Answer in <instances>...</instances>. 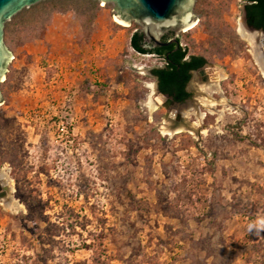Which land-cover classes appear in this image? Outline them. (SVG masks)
<instances>
[{"label":"rangeland","instance_id":"374dc122","mask_svg":"<svg viewBox=\"0 0 264 264\" xmlns=\"http://www.w3.org/2000/svg\"><path fill=\"white\" fill-rule=\"evenodd\" d=\"M246 5L198 1L180 45L207 64L173 107L206 113V72L223 79L201 132L173 136L168 108L148 106L166 63L132 48L143 27L113 4L44 0L7 22L0 175L22 209L0 197V264H264V75L238 33Z\"/></svg>","mask_w":264,"mask_h":264},{"label":"water","instance_id":"95a60500","mask_svg":"<svg viewBox=\"0 0 264 264\" xmlns=\"http://www.w3.org/2000/svg\"><path fill=\"white\" fill-rule=\"evenodd\" d=\"M44 0H0V106L4 103L1 84L4 82L8 65L13 59L12 52L5 43V28L17 14ZM104 4L114 5V18L127 26L136 23L143 27L141 33L144 48L168 47L173 43L179 44L180 34L192 28L198 21L195 8L199 0H98ZM247 22V21H246ZM248 24V23H247ZM248 27L252 30H256ZM262 32L263 30H256ZM174 36V40L164 42L165 36ZM203 68L194 71L203 73ZM171 106L177 102L162 93ZM4 193L1 194V191ZM7 188L0 186L1 197L7 196Z\"/></svg>","mask_w":264,"mask_h":264},{"label":"bare ground","instance_id":"6f19581e","mask_svg":"<svg viewBox=\"0 0 264 264\" xmlns=\"http://www.w3.org/2000/svg\"><path fill=\"white\" fill-rule=\"evenodd\" d=\"M118 23L122 26H127L120 22ZM244 23L246 22L241 21L238 33L244 41L248 42L252 46L254 58L264 75V34L248 29ZM197 24L198 23H196L192 28L187 29L185 32L193 30L194 28H196ZM206 75L207 85L200 91L201 95L204 98L202 104L203 107L207 109L208 114H214V109L217 105L215 101H212L210 99L209 90H214L213 92L215 93V90L219 89L218 84L223 79V75H221L217 71L215 73L212 70H208L206 72ZM150 89L152 91V94H150L148 106L151 113L156 112L161 106L167 107L169 111L166 118V122L164 123V127L162 129L165 135L173 136L185 131H190L192 133L201 132L200 128L203 124V120L207 116V112H200L198 108H196L194 111V109L191 107H173L170 105L169 100L167 98H164V96L158 93L156 85H150ZM193 112L197 115L198 122H190L189 119ZM223 114L224 112L220 113V118L223 117ZM0 182L1 184H3L4 188L8 189L7 196H0L2 199L1 204L11 212H19L22 209L20 203L15 200L12 196H8V193H10V191H12L13 189V181L10 179L7 172H3L0 175Z\"/></svg>","mask_w":264,"mask_h":264},{"label":"trees","instance_id":"16d2710c","mask_svg":"<svg viewBox=\"0 0 264 264\" xmlns=\"http://www.w3.org/2000/svg\"><path fill=\"white\" fill-rule=\"evenodd\" d=\"M242 1L247 3L245 10L248 25L253 29L264 31V0ZM131 46L139 54H153L164 59L165 68L153 71L162 94L173 98L177 103H183L190 98L187 86L192 79L191 72L197 71L207 64L204 57L192 56L188 59L186 50L184 51L180 47L175 52V46L172 45L167 48L145 49L141 32L133 34Z\"/></svg>","mask_w":264,"mask_h":264},{"label":"flooded vegetation","instance_id":"af4514ba","mask_svg":"<svg viewBox=\"0 0 264 264\" xmlns=\"http://www.w3.org/2000/svg\"><path fill=\"white\" fill-rule=\"evenodd\" d=\"M171 40H174V36H171V35H168V36H165L164 37V39H163V41L164 42H169V41H171ZM172 46H175V52L176 51H178L179 50V48L181 47V45H180V39H179V44H177V43H173V45ZM169 47V46H168ZM157 48H167V47H157ZM182 48V47H181ZM184 51H185V49H183ZM188 59H189V57H187ZM204 68V67H203ZM202 69V68H201ZM200 70V69H199ZM198 71V70H197ZM194 71H192L191 72V74L193 73ZM192 76H193V74H192ZM188 92V91H187ZM1 193H4V190L3 191H1Z\"/></svg>","mask_w":264,"mask_h":264}]
</instances>
